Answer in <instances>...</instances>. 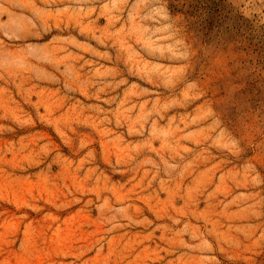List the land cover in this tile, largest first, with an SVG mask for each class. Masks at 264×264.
<instances>
[{
    "label": "rangeland",
    "instance_id": "1",
    "mask_svg": "<svg viewBox=\"0 0 264 264\" xmlns=\"http://www.w3.org/2000/svg\"><path fill=\"white\" fill-rule=\"evenodd\" d=\"M154 3L0 0V62L11 50L5 37L11 31L35 34L32 42L42 49L16 76L0 67V264H118L109 254L114 239L119 245L137 241L128 259L142 255V264H194L189 258L205 256L218 264H248V253L237 254L218 238L244 222L215 213L237 196L248 199L229 205V215L249 204L264 213V44L249 46L248 33L234 25L222 0H182L185 27L213 45L220 61L209 64L204 76L214 84L242 81L238 112L229 108L227 115L229 121L240 113L246 118V148L233 155L213 146L207 139L212 120L196 118L194 104L153 112L141 129L137 118L179 90L166 83L173 82L180 64L167 53L164 29L154 22L161 10ZM38 8L59 16L42 20ZM237 47L248 49L250 64L237 62ZM149 139L152 148L131 151ZM122 150H128L130 162L117 163L118 157L127 159ZM164 161L177 166L171 176ZM249 163L259 183L243 182ZM105 184L126 198L90 191ZM193 188L199 190L190 200ZM104 199L113 212L127 208L132 221L148 223L118 214L126 227L108 232L98 207ZM210 206L214 210L202 215ZM186 224L199 230L198 239L191 228L176 236ZM200 238L213 251L191 247Z\"/></svg>",
    "mask_w": 264,
    "mask_h": 264
},
{
    "label": "clouds",
    "instance_id": "2",
    "mask_svg": "<svg viewBox=\"0 0 264 264\" xmlns=\"http://www.w3.org/2000/svg\"><path fill=\"white\" fill-rule=\"evenodd\" d=\"M47 3V0H45ZM182 0H155L154 7L161 10V14L155 18V23L159 27L164 29L163 35L166 38L167 45L170 46V51L167 53L174 60L179 62L180 69L177 76L173 79L172 83H166L169 86H179V90L172 98L167 100L161 105L160 101H156L152 108L148 111H144L138 118L136 123H140L141 129L143 128L144 121L153 112L166 111L174 106H192L195 105L197 117L210 118L212 124L209 127V135L207 139L211 141V144L217 148L224 149L233 155H239L244 152L246 148L245 137L247 135L246 130V118L243 113L236 116L235 119L229 121L227 115V109H231L233 114L237 113L236 100L245 91L242 86V81L239 78H233L227 84H221L219 82L213 83L212 77H205L203 70L209 65L218 66L220 61L213 51V45L202 40L194 34H190L189 30L185 27L186 15L184 10L180 7ZM224 10L228 16L232 19L235 26L239 29H243L248 33L249 46L252 42L264 44V0H222ZM42 20H47L49 17L59 16V13H52L42 8L35 9ZM67 12V9L63 10ZM92 9H89L86 14L90 13ZM35 27V26H33ZM243 34V33H241ZM35 34L27 31H11L5 33V37L9 40L11 50L4 53L0 67H3L4 71L10 76H16L22 70L26 68L29 57L35 56L38 51L42 49L34 44L33 36ZM4 45V38H0V46ZM8 47V46H5ZM46 48V46H44ZM236 60L240 64L251 63L250 60H245V56L248 55V49L245 47H237L233 49ZM215 89V91H213ZM221 101V104L226 106L222 107L217 101ZM155 122L153 127H155ZM131 131H136L131 128ZM178 129H173V133ZM158 138L152 134L151 139ZM151 139L145 142V144L136 145L131 151H139L144 147H151ZM155 151L154 149H152ZM123 156L118 157L117 163H128L132 157L128 155V150H122ZM148 160L142 162L148 163ZM166 171L171 176V173L177 169L175 164H169L168 161H164ZM191 165H185L183 171L179 172V177L182 178L185 172ZM235 178L237 173L231 174ZM147 176V172L145 173ZM155 179V176H153ZM243 182L259 183L258 173L256 172V166L253 163L246 165L243 173ZM168 181L162 180L161 186L165 191H170L167 187ZM180 187V183H176V188ZM112 191L116 195L117 200L125 199L126 196L119 194L118 189L115 187L108 188L107 185L97 186L90 191L95 192L99 197L101 191ZM198 188L189 189L190 200L192 199L191 193L197 192ZM215 195V193H210ZM248 197L237 196L228 204L224 205V210L215 213L219 216L227 215L229 219L243 221L235 227H229L227 231L218 234V238L228 245V248L233 252H244L249 255L246 257L248 264H264V219H260L264 216V213L256 210V205L249 204L245 208H241L238 212L228 214L227 209L229 205L235 204L240 200H247ZM194 202V201H193ZM187 205V201H186ZM100 222L101 224L110 225L106 230L112 232L118 228L126 227L118 221L117 215H121L123 219L133 223H148L147 221H132V217L128 214L127 208L117 209L113 212L112 206L107 199H104L99 204ZM214 209L210 206L209 210H206L202 215L207 216L208 211ZM137 211H139L137 209ZM111 213L105 215V213ZM183 214V213H182ZM256 221V222H253ZM214 225H217L219 221H209ZM191 228L192 238L198 239L199 230L191 225L186 224L180 232L176 233L177 237L182 236L184 232H187ZM257 232L259 234L257 235ZM203 234H200L202 236ZM120 239H123L122 237ZM177 241H170L175 243ZM180 244H184L181 239L178 241ZM137 241H128L123 245H119L117 240L109 242V254H115L118 259V264H142L145 259L144 256L138 255L128 259L132 255L134 245ZM201 252L213 251V245L206 239H199V243L192 245ZM119 249V250H117ZM91 248H85L80 252V255H84L85 252L90 251ZM99 255V251L97 252ZM194 264H218L215 257L205 256L197 260L195 257L189 258ZM85 264H90V261H85Z\"/></svg>",
    "mask_w": 264,
    "mask_h": 264
}]
</instances>
